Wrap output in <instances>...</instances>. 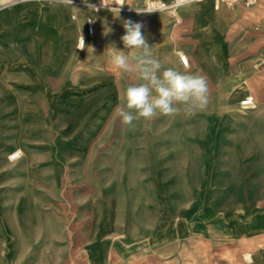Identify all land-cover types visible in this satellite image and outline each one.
Segmentation results:
<instances>
[{
	"label": "rangeland",
	"instance_id": "obj_1",
	"mask_svg": "<svg viewBox=\"0 0 264 264\" xmlns=\"http://www.w3.org/2000/svg\"><path fill=\"white\" fill-rule=\"evenodd\" d=\"M20 2L36 12L31 28L21 26L28 15ZM71 6L0 4V264L78 261L70 253L78 224L105 232L139 218L146 233L154 225L183 230L191 209L249 196L250 154L264 150L257 120L264 63L222 69L220 82L204 74L210 103L203 111L127 127L115 113L132 78L114 71L105 51L127 52L123 21L149 12L74 6L71 14ZM101 12L107 45L86 34ZM160 61L173 67L168 55ZM245 81L250 87L239 92ZM246 95L256 105L243 110Z\"/></svg>",
	"mask_w": 264,
	"mask_h": 264
},
{
	"label": "crops",
	"instance_id": "obj_2",
	"mask_svg": "<svg viewBox=\"0 0 264 264\" xmlns=\"http://www.w3.org/2000/svg\"><path fill=\"white\" fill-rule=\"evenodd\" d=\"M125 2L136 8L144 6L146 0ZM71 4V14H75L74 6L89 5L86 0ZM27 7L26 2H20L17 9L28 15L21 26L31 28L36 23V12ZM107 17L103 12L93 16L96 44L99 41L107 45V38H101ZM71 22L76 30L78 21ZM136 22L143 25L142 32L159 60L168 55L173 67L191 68L213 81H222V69L230 66L264 63L261 0L248 7L195 0L173 14L158 11L138 15ZM177 50L187 56L188 67L180 64ZM250 85L245 81L238 91ZM257 95L261 100L264 87L257 90ZM258 109L261 117L257 120L264 125V101L259 102ZM250 158L249 196L233 195L191 209L181 222L183 230L176 229L177 224L175 229L154 225L146 233L144 220L139 218L105 232H101V225L78 224L79 236L74 237L70 253L79 260L72 264H264V150L251 153Z\"/></svg>",
	"mask_w": 264,
	"mask_h": 264
},
{
	"label": "clouds",
	"instance_id": "obj_3",
	"mask_svg": "<svg viewBox=\"0 0 264 264\" xmlns=\"http://www.w3.org/2000/svg\"><path fill=\"white\" fill-rule=\"evenodd\" d=\"M7 2L10 5L15 0ZM48 2L61 4L65 0ZM192 2L193 0H174V5L184 7ZM67 3H72V0H67ZM0 4H3V0H0ZM102 6H108L106 0H102ZM88 7L98 10L91 4ZM119 10L118 8L117 11ZM123 28L124 34L120 39L128 51L118 50L114 45H110L105 51L112 69L132 78V82L123 91L124 106L118 107L115 113L122 125L134 127V122L141 119L151 121L158 116L175 117L181 112L192 115L207 108L210 94L208 82L203 75L165 67L154 55L153 44L143 34L141 23L124 20Z\"/></svg>",
	"mask_w": 264,
	"mask_h": 264
},
{
	"label": "built area",
	"instance_id": "obj_4",
	"mask_svg": "<svg viewBox=\"0 0 264 264\" xmlns=\"http://www.w3.org/2000/svg\"><path fill=\"white\" fill-rule=\"evenodd\" d=\"M195 1V0H193ZM228 4H237L241 3L242 5L248 7L254 5L258 0H219ZM264 3V0H261ZM125 0H106L108 6H102V0H93L91 5H93L96 9L101 10L107 7L116 8V9H124L128 12H137L136 10H141L149 13L158 12V11H166L169 13H175L180 7H176L174 5V0H148L146 6L142 8H131L126 7L124 5ZM93 9V8H92ZM136 9V10H135ZM157 9V11H153ZM94 10V9H93ZM96 10V11H98ZM95 11V10H94ZM153 11V12H152ZM94 32V25L89 23L87 26V35L90 37L93 35ZM85 44V38L80 39L79 45L83 47ZM178 60L183 67H188L189 61L187 56L184 53H178ZM239 107L243 110L252 109L255 107V99L253 95H246L242 99L239 100ZM19 156L18 153H14L11 155L12 159H15Z\"/></svg>",
	"mask_w": 264,
	"mask_h": 264
}]
</instances>
